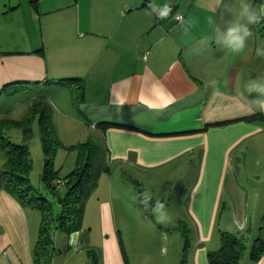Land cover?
Returning <instances> with one entry per match:
<instances>
[{
  "label": "crops",
  "instance_id": "crops-1",
  "mask_svg": "<svg viewBox=\"0 0 264 264\" xmlns=\"http://www.w3.org/2000/svg\"><path fill=\"white\" fill-rule=\"evenodd\" d=\"M32 1L0 0V97L9 95L8 84L36 82L14 93H45L58 124L57 114L73 117L72 96L47 80L82 77L87 124L107 146L110 166L163 174L190 165L181 191L193 226L189 264H210L224 215L225 228L240 232L264 218V119L244 118L264 112L255 0H176L175 11L166 10L171 0ZM259 9L264 21V0ZM175 12L184 14L182 23ZM102 120L136 127L101 130ZM249 164L258 168L253 185ZM98 201V221H90L87 203L68 248L82 242L99 249L96 264H127L122 234L131 227L111 197ZM30 209L0 190V264H35ZM138 215L146 222L138 217L144 224L134 233L143 228L167 241L149 214Z\"/></svg>",
  "mask_w": 264,
  "mask_h": 264
},
{
  "label": "rangeland",
  "instance_id": "rangeland-1",
  "mask_svg": "<svg viewBox=\"0 0 264 264\" xmlns=\"http://www.w3.org/2000/svg\"><path fill=\"white\" fill-rule=\"evenodd\" d=\"M32 97L33 93L25 91L0 97V121L4 120L8 123L11 118L20 119L25 117L33 102ZM73 110V117L76 120L73 117L67 118L62 116L63 114H57V119L59 120L58 124L56 123L58 125H56V127L61 144L56 152L54 167L62 177L66 176L77 166L79 150L73 147V145L86 142L91 137L99 141L96 133H94L95 131L88 127V120L85 117L84 109L83 112H81V110L74 105ZM32 127L33 135L27 142L33 162L30 178L32 183L46 193L54 202V214L56 216L59 211V205L55 202L56 199L54 195L46 190L45 183L42 180V173L45 166V154L37 118L34 120ZM5 134L14 142L24 143L21 128L7 127L5 129ZM5 159V153L0 150V165L3 164ZM108 164L110 166L109 162ZM168 170L163 171V174L160 172H158L159 174L156 172H154V174H148L146 173L147 171L127 170L111 164L110 170H103L101 172L98 184L96 188L92 190V194L86 202V204L88 203L89 216H92V220L90 221L94 222V220L98 221L96 217L98 200L111 197L115 213L122 216L121 220H125L131 227V230H128V227L123 228L126 234H122V239L127 245L129 259H132V262L135 264H138V262H143L144 264H182L185 244L184 233L188 230L191 246L193 245V226L188 218L186 205L183 201L184 196L181 191L183 188L185 189L186 180H191L193 176V174L191 176V173H194V170H192L190 165H188L186 169L171 168ZM257 170V167H253L252 164H249V171L252 173V185L257 181ZM134 173H138L137 175L139 176ZM131 174L137 177L141 184H135V181L131 180ZM138 187H141L144 193L150 195L151 199L147 198L145 194H141ZM66 190V187H61L60 193L65 194ZM26 207L31 208L30 210L36 222V224H34L35 229L33 228L35 245L40 231L42 213L39 209L31 206ZM141 210L148 213L155 223L165 229L168 236L167 241L148 232L147 229L144 230L143 228H139L137 233L133 232L134 226L142 227V224H144L139 219H142L141 215H138ZM254 220L255 222L252 226L250 225V228L243 232L247 236V248L241 258V264H255V261L251 259L250 253L254 239L259 234V228L261 225H264V218H254ZM227 225H229V220L224 215L222 217V225L220 226L221 230L219 229L220 242L221 231L233 232L225 228ZM51 232L54 236V245L57 251L61 250V252H55L53 255L52 264H93L94 257H96V250H94L96 247L87 246L80 242L79 244L75 243L74 247L68 248L70 237L67 233L56 228L55 224L52 225ZM93 235L96 241L100 243L103 238V233H101L100 229L96 226H94ZM132 243L134 244V249H132ZM77 244L79 247H82V249H76ZM130 245L131 250L129 248ZM191 246L188 251V261L192 251ZM219 247L220 244L218 248ZM96 249L99 250L98 248ZM90 250H93L92 253Z\"/></svg>",
  "mask_w": 264,
  "mask_h": 264
},
{
  "label": "trees",
  "instance_id": "trees-1",
  "mask_svg": "<svg viewBox=\"0 0 264 264\" xmlns=\"http://www.w3.org/2000/svg\"><path fill=\"white\" fill-rule=\"evenodd\" d=\"M38 1L33 0L32 2L38 3ZM259 4L260 0H255L253 16L256 28L264 33V21L260 14ZM38 51H42V49ZM29 83L35 84L36 82H13L11 86L8 84L4 89L11 94L18 91L21 87H28ZM47 83H55L67 87L71 92L73 104L83 112L84 108H82V105L86 101V83L84 78L73 76L56 80L50 79L47 80ZM32 99L33 102L25 117L20 119L11 118L8 123L4 120L0 121V150L5 153L6 157L3 164L0 165V190H5L14 196L23 206H31L41 211L40 231L33 248L34 262L35 264H52L53 255L61 250L57 251L54 245L51 227L55 224L68 236L82 229L86 202L92 194V190L96 188L101 172L110 170L107 161L108 148L104 143L92 137L86 142L73 145L79 150L77 166L66 176H60L58 170L54 167L56 152L61 141L53 118V105L42 91L36 93ZM36 118L38 119L45 154L42 180L45 183L46 190L54 195L55 202L59 205V211L56 216L54 214V202L46 193L36 187L30 178L33 162L27 142L33 135L32 124ZM244 118L248 120L264 119V112H258ZM96 126L101 130H106L113 126L136 127L133 124L109 120L99 121ZM7 127L21 128L24 143L12 141L5 134ZM131 180H134L137 185L141 184L136 178L131 177ZM61 187L67 188L65 194L60 193ZM138 189L141 194L143 193V195L145 194L147 198L151 199L150 195L144 193L141 187H138ZM184 237L182 264H188V251L191 246L189 230L185 231ZM246 248L247 236L245 233L240 231H221L220 247L216 250H210L208 259L210 264H241V258ZM92 251L90 250L91 253ZM263 255L264 225H261L259 234L254 239L250 256L255 263H258ZM125 258L127 264H129L127 254H125ZM96 263L97 259L94 257V264Z\"/></svg>",
  "mask_w": 264,
  "mask_h": 264
},
{
  "label": "built area",
  "instance_id": "built-area-1",
  "mask_svg": "<svg viewBox=\"0 0 264 264\" xmlns=\"http://www.w3.org/2000/svg\"><path fill=\"white\" fill-rule=\"evenodd\" d=\"M176 9V0H171V2L168 4L166 10L167 11H175ZM176 15H175V19L179 22V23H182L185 19V16L183 13H180V12H175Z\"/></svg>",
  "mask_w": 264,
  "mask_h": 264
}]
</instances>
